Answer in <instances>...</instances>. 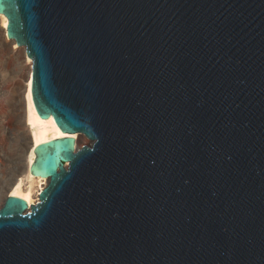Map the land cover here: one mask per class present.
I'll use <instances>...</instances> for the list:
<instances>
[{
	"label": "water",
	"instance_id": "95a60500",
	"mask_svg": "<svg viewBox=\"0 0 264 264\" xmlns=\"http://www.w3.org/2000/svg\"><path fill=\"white\" fill-rule=\"evenodd\" d=\"M0 15L38 117L67 135L36 147V204L6 193L0 264H264V0Z\"/></svg>",
	"mask_w": 264,
	"mask_h": 264
},
{
	"label": "bare ground",
	"instance_id": "6f19581e",
	"mask_svg": "<svg viewBox=\"0 0 264 264\" xmlns=\"http://www.w3.org/2000/svg\"><path fill=\"white\" fill-rule=\"evenodd\" d=\"M7 25V18L0 15V38L2 42L9 47L11 52L19 54V57L22 59L21 62L27 70V76L23 79L24 83L20 90L19 100L22 105V123L24 130L21 125L16 122L12 127V134L14 135L11 140L12 144L14 143L13 141H15V143H22L23 141L24 143L23 157L21 158V156L18 155V158L12 161L15 165L21 161V173L13 178L11 182L9 181L10 183L4 185L2 193L0 192V207L7 192H9L11 196L25 200L29 205L36 204L39 201V195L44 190L47 180L30 178L32 174L31 168L36 158V147L67 136L58 131V127L53 120L38 117L32 97L31 60L26 56L24 49L18 48L9 40L6 34ZM3 129L6 131L7 127L3 126ZM8 132L11 133V130H8ZM72 137L76 138V136Z\"/></svg>",
	"mask_w": 264,
	"mask_h": 264
},
{
	"label": "rangeland",
	"instance_id": "374dc122",
	"mask_svg": "<svg viewBox=\"0 0 264 264\" xmlns=\"http://www.w3.org/2000/svg\"><path fill=\"white\" fill-rule=\"evenodd\" d=\"M16 52H11L0 38V192L4 185L21 173V161L12 163L18 155L23 157L24 143L12 144V127L18 122L23 129L22 105L20 90L26 78L27 70L22 64V59ZM6 126V131L3 129ZM11 130V133L8 132ZM24 130V129H23ZM79 147L86 146L89 141L81 136L77 137ZM19 144V145H18ZM15 145V146H14ZM18 147H17V146ZM20 146V147H19ZM16 147V148H15ZM18 148V149H17ZM10 181V182H9ZM0 193V194H1ZM1 197V195H0Z\"/></svg>",
	"mask_w": 264,
	"mask_h": 264
},
{
	"label": "built area",
	"instance_id": "2783aa9c",
	"mask_svg": "<svg viewBox=\"0 0 264 264\" xmlns=\"http://www.w3.org/2000/svg\"><path fill=\"white\" fill-rule=\"evenodd\" d=\"M30 68H31V74H32V61H31V67ZM26 76H27V73H26Z\"/></svg>",
	"mask_w": 264,
	"mask_h": 264
}]
</instances>
